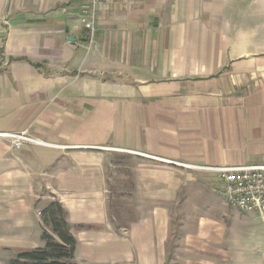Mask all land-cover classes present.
I'll use <instances>...</instances> for the list:
<instances>
[{"label":"crops","instance_id":"0c3cea01","mask_svg":"<svg viewBox=\"0 0 264 264\" xmlns=\"http://www.w3.org/2000/svg\"><path fill=\"white\" fill-rule=\"evenodd\" d=\"M85 1L0 0V133L42 143L0 139V251L41 247L57 200L79 264H264V233L240 229L264 216L179 196V173L264 164V0H98L90 50ZM115 152L144 160L151 207L121 233L103 191ZM177 200L202 208L171 230Z\"/></svg>","mask_w":264,"mask_h":264},{"label":"rangeland","instance_id":"374dc122","mask_svg":"<svg viewBox=\"0 0 264 264\" xmlns=\"http://www.w3.org/2000/svg\"><path fill=\"white\" fill-rule=\"evenodd\" d=\"M104 160L102 163V177L105 188L103 191L107 201L109 223L116 232L121 233L136 223L144 211L151 208L149 205L144 204L141 197L142 195L139 193L140 190L137 189L138 165L145 163L140 156L116 152L110 153L104 158ZM179 174L183 177V180L191 183L190 187H188V185L181 190L179 196L182 197L186 192H194L202 195L208 194V196H212L210 191L214 190L216 193L214 194L215 199L219 198V195L217 194L218 189L216 188L217 184L219 187L221 184L216 182V179H214L215 176L212 177L211 174L204 173V171L201 170L189 171L188 173L183 172ZM48 191L52 194V190ZM143 191L144 190H142V192ZM145 191L147 192V190ZM49 194L44 192L43 197L48 198ZM201 205L202 204H184L183 201L177 200L168 206L171 210L172 217L171 230L179 229L184 222L183 219L185 218V214L190 211L199 212L202 208ZM230 209L247 216H257L254 214L240 212L234 208ZM240 229L244 231L257 230L264 233V222L260 218H257V220L256 218H253L252 221L242 223ZM15 254V251H0V264H7ZM256 257L264 262V252L261 250H258V254L255 255V259H257Z\"/></svg>","mask_w":264,"mask_h":264},{"label":"built area","instance_id":"2783aa9c","mask_svg":"<svg viewBox=\"0 0 264 264\" xmlns=\"http://www.w3.org/2000/svg\"><path fill=\"white\" fill-rule=\"evenodd\" d=\"M98 0H87L79 8L80 23L87 33V49L94 48L96 6ZM11 147L20 148L25 144H42L26 132L0 133ZM213 174L221 184L217 193L226 206L240 212L264 216V164L201 168Z\"/></svg>","mask_w":264,"mask_h":264},{"label":"trees","instance_id":"16d2710c","mask_svg":"<svg viewBox=\"0 0 264 264\" xmlns=\"http://www.w3.org/2000/svg\"><path fill=\"white\" fill-rule=\"evenodd\" d=\"M42 221V246L19 250L7 264H79L75 260L76 240L73 228L58 201H52L40 212Z\"/></svg>","mask_w":264,"mask_h":264}]
</instances>
